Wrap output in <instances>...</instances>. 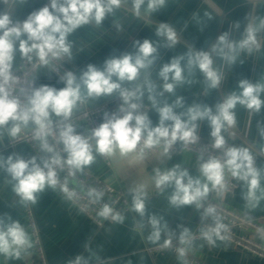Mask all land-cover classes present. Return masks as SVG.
<instances>
[{"label": "clouds", "instance_id": "obj_1", "mask_svg": "<svg viewBox=\"0 0 264 264\" xmlns=\"http://www.w3.org/2000/svg\"><path fill=\"white\" fill-rule=\"evenodd\" d=\"M121 3L122 0H48V4L31 12L23 21H13L6 13L0 14V130L6 129L8 137L15 139L31 125L33 139L40 151L46 154L39 162L34 155L27 159L19 154L0 156V169L9 177L12 191L19 197L20 203L35 204L38 193L45 187L54 188L58 184V170L67 169L69 175H74L93 164L97 155L112 157L119 153L121 157H127L135 154L137 159L142 160L146 151L154 148H160L163 155H168L169 149L178 139L185 145L196 143V122L207 120L211 128V146L213 149H222V156H210L207 160L199 157L203 162L199 165L197 177L190 175L179 164L167 170L157 168L153 182L161 192L169 186L173 187L169 196L172 206L203 207L202 219L211 218L212 223L202 228L200 235L209 243H214L213 237L222 239L221 231L226 230L227 226L214 206L204 207L202 202L213 191L217 195H224L226 173L244 183L246 191L243 198L249 207H256L264 199L262 170L255 166L251 151L247 147L226 146L222 134L235 127L237 105L250 113L261 110L264 106V99L261 98L264 83L241 80L238 83L239 91L226 95L215 105V110L208 106L192 105L179 113L175 109L184 106L181 97H177L173 104L160 106L151 94L155 86L148 84V99L159 115L158 123L153 126L148 115L141 111L142 105L138 101L142 93L139 85L135 89L122 86L124 82L137 81L141 70L149 68L156 59L154 54L157 47L149 39H144L133 42L134 52L108 58L102 67L89 64L79 76L72 71L65 72L61 77L64 86L60 89L29 85L30 91L25 87L19 89L21 94H25L24 100L14 94L13 85L19 83L13 74L17 52L30 63L35 60L36 67H50L53 61L64 57L71 59L69 34L89 23L100 25ZM145 4L147 12L151 13L163 7L165 0H132L133 14L139 16ZM260 29H264V19L258 24L250 22L239 42L230 40L228 33H224L217 38L212 52L232 64L238 50L249 53L259 50L257 32ZM155 34L165 39L167 47L177 43L175 30L167 24L161 23ZM183 59L184 56L175 57L160 68L163 92L172 93L177 84L184 82V69L181 67ZM187 66L189 70L198 68L211 88L217 87L222 79L221 73L213 66L210 52H189ZM114 94L122 101L118 109L121 115L112 113L109 116L105 113L104 121L90 129L87 135L77 133L75 126L69 122L74 110L88 99ZM53 117L59 118L55 126ZM259 132L264 138V127H260ZM57 145H61L62 149L57 150ZM61 190L68 192L66 185H61ZM130 191L132 210L143 216L146 198L143 186ZM95 195L99 200L102 193L96 192ZM99 215L111 217L116 222L123 221V217L107 204L100 209ZM149 224L153 229L149 239L155 242L160 238L161 228L166 229L167 225L162 226L160 218L155 215L149 217ZM191 235L188 228H183L178 237L179 243L189 245ZM31 246L25 227L11 216L0 214V255L19 259L21 253ZM177 252L178 258L182 259L185 248L180 247ZM70 264H86V261L77 256Z\"/></svg>", "mask_w": 264, "mask_h": 264}, {"label": "crops", "instance_id": "obj_2", "mask_svg": "<svg viewBox=\"0 0 264 264\" xmlns=\"http://www.w3.org/2000/svg\"><path fill=\"white\" fill-rule=\"evenodd\" d=\"M48 4V0H11L4 10L13 21H23L27 16ZM264 19V0H165L163 7L148 13L146 4L139 16L132 11V0H122L121 6L105 17L100 25L94 22L83 25L68 36L72 44V57L62 58L68 71L77 76L92 64L102 67L103 62L112 57H119L126 52H134L133 42L149 39L157 47L156 59L147 69L141 70L137 81L124 82L123 87L135 89L137 85L142 93V106H148V117L155 126L159 121L158 112L148 99V84L154 85L151 93L158 105L173 104L177 97L184 102L182 108L175 111L185 112L189 106H208L215 110V105L229 93L239 91L238 83L248 80L252 83H264V29L257 32L259 50L251 53L238 50L236 60L229 64L216 52H212L217 38L228 33L229 39L239 42L243 39L247 25L258 24ZM171 26L177 34V43L167 47L163 37H157L156 28L161 24ZM207 51L213 59V66L221 73L222 79L217 87L211 88L198 68L189 70L187 54ZM178 56H184L181 67L184 69V82L177 84L174 92H163V81L159 76L160 68ZM19 52L13 62L16 70L22 62ZM147 81V83H146ZM171 82V81H170ZM47 85L60 89L63 81L52 74L47 67H42L35 75V87ZM163 92L162 95L159 93ZM264 99V93L261 94ZM121 102L118 95L88 99L74 110L72 116L92 109L102 103ZM236 125L227 132H222L225 139L236 147H247L254 157L255 166L262 170L261 188H264V138L259 128L264 127V106L258 113H250L243 106L235 109ZM186 118V117H185ZM59 118L53 117V121ZM197 136L201 140H211V128L207 120L196 122ZM32 126L23 131H30ZM0 156L19 154L25 159L36 156L26 143L9 144L19 138L11 139L6 129L0 130ZM37 157V156H36ZM179 164L193 177L199 176V166L195 158L182 149L169 150L139 160L135 154L121 157L116 153L103 162L99 155L95 162L82 171L90 178L120 191L128 200L127 212L121 214L122 222L114 224H94L81 215L77 208L50 187L37 194L35 204H22L12 191L9 177L0 169V214H7L18 220L29 234L24 212L31 208L37 223L40 240L45 251L47 264H70L81 256L86 264H174L176 258L169 251L161 249L166 241L179 242V234L188 228L191 237L199 233L201 213L194 205L174 207L169 203V196L174 190L169 186L162 192L155 188L153 178L155 169L167 170ZM143 186L146 193L145 214L141 216L132 210L133 188ZM246 187L241 184L236 191L223 196L210 192L208 199L234 211L248 219L258 220L264 226V199L256 207H249L243 198ZM260 194L259 192L257 193ZM160 218L159 240L149 239L153 229L149 217ZM31 245L32 239L29 234ZM214 243L206 240L191 242L186 249L191 257L203 264H264V262L231 248L221 238L213 237ZM168 244V243H167ZM32 246L21 253L19 259L0 255V264H33Z\"/></svg>", "mask_w": 264, "mask_h": 264}, {"label": "built area", "instance_id": "obj_3", "mask_svg": "<svg viewBox=\"0 0 264 264\" xmlns=\"http://www.w3.org/2000/svg\"><path fill=\"white\" fill-rule=\"evenodd\" d=\"M40 68L42 67H36L35 60L30 63L26 59H22L18 68L13 70V74L19 79V83L13 85V88L16 91L14 94L20 96L21 100H24L25 94H21L19 89L21 87L29 88V85L35 86V75ZM47 68L59 79H61L64 73L68 71L62 58L53 61L52 65ZM120 105L121 102L117 101L102 103L92 109L84 110L76 116H72L69 122L75 126L77 133L87 135L90 129L99 126V124L104 121L105 113H108L109 116L112 113L121 115L118 111ZM141 111L148 115L149 107L142 106ZM57 121L58 120L53 121L54 126ZM18 143L28 144L30 149L36 154L38 162L46 157V154L40 151L38 143L33 139L32 129L30 131H22L19 138L12 141L9 144V147ZM181 143L183 144L182 150L191 154L195 158L198 166L203 160H207L210 156H222L223 150L213 149L211 146V140L205 141L198 138L197 142L194 144L185 145L182 141ZM226 146L233 145L226 140ZM56 147L57 150L62 149L61 145H57ZM171 149L172 147L169 150ZM160 152H162L160 148H154L146 151L145 157L157 155ZM199 157H202L203 160ZM100 158L103 162L107 161V157L105 156H100ZM241 184H243L242 181L233 179L230 174L226 173V192L228 194L236 191ZM61 185H66L68 192L62 191ZM52 189L65 198L72 206L77 208L81 215L98 226L105 223H116L111 217L103 218L99 215L100 209L105 204L111 207L114 212L119 215L128 210V200L125 195L118 190L110 188L109 186L90 178L87 174L82 172H76L74 175H69L67 169L58 170V184ZM96 192L102 193L99 200L96 198ZM202 204L204 207L209 205L214 206L218 215L222 218V222L227 226L226 230L221 231V237H223L222 240L225 243L237 251L264 262V226L261 225L258 220L248 219L234 211L228 210L208 198L203 201ZM198 210L201 213V223H199L200 226H198L199 233L191 237V242L205 240L200 235L201 229L212 223L211 218L202 219L203 207ZM23 215L32 239V252L34 254L33 264H47L45 251L40 240L37 223L31 208H26ZM186 246L187 245H181L179 242H170L161 249H165L174 255L176 258L174 264H203L189 255ZM180 247L185 248V255L182 259L178 258L177 249Z\"/></svg>", "mask_w": 264, "mask_h": 264}, {"label": "water", "instance_id": "obj_4", "mask_svg": "<svg viewBox=\"0 0 264 264\" xmlns=\"http://www.w3.org/2000/svg\"><path fill=\"white\" fill-rule=\"evenodd\" d=\"M10 0H0V14H3L4 10L8 6ZM183 147V144L181 141L177 140L176 142L173 143L172 149L175 151L181 150ZM262 224V223H261Z\"/></svg>", "mask_w": 264, "mask_h": 264}, {"label": "rangeland", "instance_id": "obj_5", "mask_svg": "<svg viewBox=\"0 0 264 264\" xmlns=\"http://www.w3.org/2000/svg\"><path fill=\"white\" fill-rule=\"evenodd\" d=\"M112 102V101H111Z\"/></svg>", "mask_w": 264, "mask_h": 264}]
</instances>
